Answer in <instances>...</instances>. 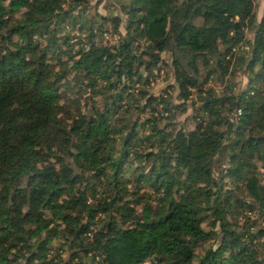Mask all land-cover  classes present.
<instances>
[{
	"label": "trees",
	"instance_id": "obj_1",
	"mask_svg": "<svg viewBox=\"0 0 264 264\" xmlns=\"http://www.w3.org/2000/svg\"><path fill=\"white\" fill-rule=\"evenodd\" d=\"M86 1L0 0V264H264V12L257 21L254 0H127L123 34L99 16L116 43L89 26L87 43L55 57L77 19L63 5ZM166 51L176 103L147 90ZM194 97L193 130L171 127ZM247 210L258 218L228 219Z\"/></svg>",
	"mask_w": 264,
	"mask_h": 264
},
{
	"label": "rangeland",
	"instance_id": "obj_2",
	"mask_svg": "<svg viewBox=\"0 0 264 264\" xmlns=\"http://www.w3.org/2000/svg\"><path fill=\"white\" fill-rule=\"evenodd\" d=\"M127 0H87L86 2H83L82 4L75 5L76 2H68L65 5H63L64 9L67 10L68 7L75 6V9L73 10L72 14L77 17L73 22L66 20L64 22V30L63 28L61 30L68 31V35L70 38L69 43H63L61 45H57L53 51V54L55 57L62 56V59L64 60L70 53L71 45L74 47L79 46L80 43H87L88 38L87 35L89 33V26L96 27L97 25H102L105 27L108 31L105 34L97 35L95 38V42L97 44H114L116 43L118 39V34L116 32H112V22L109 20H103L99 19V16H102L104 19L110 16V12H112V15H116L119 19H121V23L119 25V32L121 34L124 33V27L127 19V14L125 11L121 8V4H126ZM255 5V16L256 20L259 21L263 15L264 12V0H254ZM18 16V15H17ZM95 32V31H94ZM96 33V32H95ZM99 33V32H98ZM97 33V34H98ZM253 36V29L249 28L246 30L245 37L247 39L252 38ZM45 44V42H43ZM73 49V51H74ZM51 54V51L49 52L48 56ZM162 61L158 68L155 69V77L154 80H152V84H150L149 88L147 90L149 91V94L153 96L160 97L166 96V94H170V96L173 97L172 101H174L176 95H177V89L176 84L174 81V71L171 64V52L166 51L161 54ZM55 59L52 61L54 62ZM56 65V64H54ZM57 66V65H56ZM230 79L232 82H237V87H244L247 83V77L241 73L240 71H237L234 75H230ZM171 86L170 88H168ZM63 91V88H61ZM197 98H191L186 102V111L180 114H177V119L173 121L171 124V127L175 129H184V130H193L195 127L196 121L193 119V103L195 105ZM142 102V101H141ZM161 109V106H157V110ZM156 110V111H157ZM159 112V111H157ZM151 111H149V108L146 109L144 112H140V117H149ZM157 113H154L153 115H156ZM167 119L165 118V115H160V125L163 126L165 123H167ZM238 137H236V133H233L231 135V141L237 140ZM229 150V149H228ZM229 151H223L220 155L216 157L217 162L213 166L214 172L219 174L221 170L224 169L228 158H229ZM255 165L258 168L260 172L264 171V167L261 165V163L255 161ZM264 183V181H262ZM239 187V186H237ZM234 191H236L235 188H232ZM238 192V191H236ZM137 210L139 211L140 208L137 207ZM258 213L256 210L253 211H244L234 215H230L228 219L230 221H233V223L243 226V223L246 221H252L258 218ZM103 217V216H101ZM208 217V216H207ZM210 219H206L204 221L203 228L204 229H210L211 226H209ZM216 232H219L218 227L213 228ZM264 238H262L263 240ZM49 244L53 247H56V239H50ZM217 243V237L210 239L207 244H205L206 247L213 246ZM201 248H198L196 251V254L201 253ZM55 255L54 253H51V256L53 257ZM68 253H63L61 256H54V262H63V260H67ZM61 259V260H60ZM16 264V263H13ZM144 264H150L149 262H145Z\"/></svg>",
	"mask_w": 264,
	"mask_h": 264
},
{
	"label": "built area",
	"instance_id": "obj_3",
	"mask_svg": "<svg viewBox=\"0 0 264 264\" xmlns=\"http://www.w3.org/2000/svg\"><path fill=\"white\" fill-rule=\"evenodd\" d=\"M238 114H240V111H238Z\"/></svg>",
	"mask_w": 264,
	"mask_h": 264
}]
</instances>
